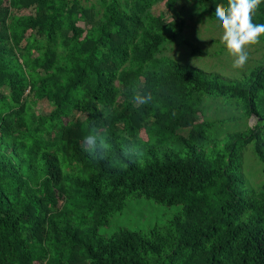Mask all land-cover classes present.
I'll return each instance as SVG.
<instances>
[{
    "label": "trees",
    "instance_id": "obj_1",
    "mask_svg": "<svg viewBox=\"0 0 264 264\" xmlns=\"http://www.w3.org/2000/svg\"><path fill=\"white\" fill-rule=\"evenodd\" d=\"M227 4L0 0V264H264V38L233 75L168 54Z\"/></svg>",
    "mask_w": 264,
    "mask_h": 264
},
{
    "label": "rangeland",
    "instance_id": "obj_2",
    "mask_svg": "<svg viewBox=\"0 0 264 264\" xmlns=\"http://www.w3.org/2000/svg\"><path fill=\"white\" fill-rule=\"evenodd\" d=\"M90 1L93 2L95 0ZM189 4L192 3L189 1ZM162 9V4H159L153 7L152 12L158 15ZM185 10L190 13L186 17V27L180 39L187 42V44H183L182 46H179L177 43L171 44L168 54L172 57L180 59L196 68H200L205 72L223 75H233L235 71H244L247 67L255 64L258 57L260 58L261 50H259V44H250L247 46V51L249 52L248 62L243 67H234L232 62L235 57L227 50L221 39L222 29L214 20L208 19L206 15L200 16L196 12V9L185 7ZM21 14H27V11L23 10ZM222 46L226 50H221ZM194 49H196V52H194ZM2 90L6 91L7 89ZM34 110L38 113L48 114L51 108L45 100H39ZM249 123L253 124L254 121L251 119ZM182 132L186 133L185 130ZM140 203L134 209H137V212L141 213L143 211L140 209ZM159 208L153 212L149 211L151 215L147 214V212L143 213L145 218L153 221L156 219L160 220V213L158 211H161V207ZM169 212L168 210L165 211L166 217H168L167 214Z\"/></svg>",
    "mask_w": 264,
    "mask_h": 264
},
{
    "label": "clouds",
    "instance_id": "obj_3",
    "mask_svg": "<svg viewBox=\"0 0 264 264\" xmlns=\"http://www.w3.org/2000/svg\"><path fill=\"white\" fill-rule=\"evenodd\" d=\"M261 3L264 0H228L227 7H218L212 13L215 23L222 29L225 47L235 57L234 67H243L249 60L247 46L264 38V23L253 19L254 11Z\"/></svg>",
    "mask_w": 264,
    "mask_h": 264
}]
</instances>
